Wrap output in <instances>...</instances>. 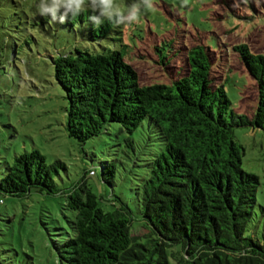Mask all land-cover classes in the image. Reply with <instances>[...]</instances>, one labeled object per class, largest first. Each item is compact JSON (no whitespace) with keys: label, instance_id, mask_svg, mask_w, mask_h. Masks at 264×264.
Listing matches in <instances>:
<instances>
[{"label":"trees","instance_id":"trees-1","mask_svg":"<svg viewBox=\"0 0 264 264\" xmlns=\"http://www.w3.org/2000/svg\"><path fill=\"white\" fill-rule=\"evenodd\" d=\"M17 5L0 0V31L6 19L16 18V33L22 25L53 29L46 17L30 16ZM90 14L55 26L80 28L87 42L103 47L104 41H113L121 48L93 53L75 47L53 59L55 79L68 102V135L84 144L112 124L133 135L147 121L159 144L137 177V210L122 196H99L88 184L94 171L63 194L64 225L51 219L58 225L45 227L57 263L264 264V244L252 230L260 179L244 169L246 150L235 136L241 128L264 130V54L252 53L246 44L234 47L258 87L257 111L249 118L234 111L224 82L215 75L211 47H185L181 65L172 67L180 70L172 85L143 86L125 60L124 26L96 28L88 22ZM167 59L163 56L162 62L169 69ZM128 147L136 152L131 138ZM108 160L101 162L102 184L113 187L118 166ZM62 169L64 162L48 164L38 150L16 155L5 162L0 204L2 197L60 194L56 178ZM137 227L147 229V235H135Z\"/></svg>","mask_w":264,"mask_h":264},{"label":"rangeland","instance_id":"rangeland-1","mask_svg":"<svg viewBox=\"0 0 264 264\" xmlns=\"http://www.w3.org/2000/svg\"><path fill=\"white\" fill-rule=\"evenodd\" d=\"M16 1L18 11L37 14L39 0ZM130 2L117 0L121 6ZM154 4L155 10L143 12L138 23L123 27L124 43L129 45L125 60L138 73L140 84L172 85L180 78V70L172 67L181 65L185 49L207 45L215 54L214 72L224 82L234 111L253 118L259 100L257 83L234 47L246 44L252 53L264 54V0H259V7L253 0L247 5L243 0H189L187 6H182V0H154ZM21 18L26 19L25 13ZM17 20L6 19L0 31V178L5 162L33 150L41 152L48 164L64 162L66 170L62 169L56 178L61 190L58 195L2 197L0 264H58L45 227L58 225L51 219L64 225L63 194L87 171H94L88 184L99 196H122L137 210V177L142 176L143 165L152 159L159 140L147 121L133 135L112 124L107 133L84 144L71 138L67 132L68 102L55 79L53 59L75 47L96 53L103 47L120 49V43L104 41L101 47L87 42L80 28L75 32L58 29L51 21L53 29L47 26L27 30L22 25L16 33ZM163 56L168 57L169 69L163 65ZM235 134L246 150L244 169L260 179L258 216L252 230L264 244V130L241 128ZM129 138L136 152L127 148ZM107 159L118 166L113 187L102 184L101 162ZM147 233L144 227L134 230L138 236Z\"/></svg>","mask_w":264,"mask_h":264},{"label":"clouds","instance_id":"clouds-1","mask_svg":"<svg viewBox=\"0 0 264 264\" xmlns=\"http://www.w3.org/2000/svg\"><path fill=\"white\" fill-rule=\"evenodd\" d=\"M259 7V0H253ZM189 0H182V6H187ZM247 5L249 0H243ZM154 0H131L125 6L117 0H39L36 4L37 14L46 17L55 24H65L88 11V22L100 28L108 23L113 28L130 26L138 23L143 12L155 10ZM85 28L87 25L84 26Z\"/></svg>","mask_w":264,"mask_h":264}]
</instances>
